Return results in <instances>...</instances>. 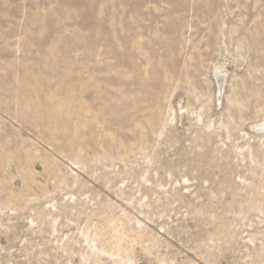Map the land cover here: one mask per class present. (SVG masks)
I'll return each instance as SVG.
<instances>
[{"label": "rangeland", "instance_id": "rangeland-1", "mask_svg": "<svg viewBox=\"0 0 264 264\" xmlns=\"http://www.w3.org/2000/svg\"><path fill=\"white\" fill-rule=\"evenodd\" d=\"M0 264H264V0H0Z\"/></svg>", "mask_w": 264, "mask_h": 264}]
</instances>
